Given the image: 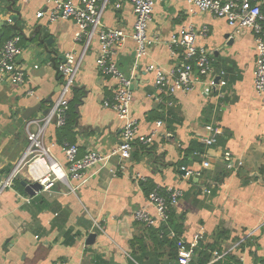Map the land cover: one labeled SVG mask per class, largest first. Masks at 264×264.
Masks as SVG:
<instances>
[{
  "label": "crops",
  "instance_id": "0c3cea01",
  "mask_svg": "<svg viewBox=\"0 0 264 264\" xmlns=\"http://www.w3.org/2000/svg\"><path fill=\"white\" fill-rule=\"evenodd\" d=\"M15 1L23 34L18 63L27 76L20 86H0V177L17 170L13 187L0 194V264H174L162 235L155 236L133 220V213L141 208L155 215L146 200L151 187L166 194L181 191L170 215L182 226L178 243L195 245L190 264H264V101L253 89V36L234 34L223 19L189 14L186 3L158 2L148 26L149 38L156 43L133 74L130 106L139 133L148 136L155 131L152 143L135 142L122 167L114 158L105 167L87 170L86 181L75 192L55 183L33 200L15 186L21 180H35L22 167L24 162L18 166L30 147L28 132L41 127L37 122L58 97L62 77L57 67L65 54L75 53L80 69L69 96L66 125L50 124L43 132V146L50 156L65 165L63 144L77 146L79 156L88 151L107 154L118 144L123 121L102 107L111 97L114 81L95 66L97 43L87 48L75 43L73 21L49 22L46 15L38 19L36 14L46 10L44 0ZM115 1L121 8L106 10L103 24L131 31L130 1L111 3ZM261 11L264 14V3ZM16 17L0 2V48L12 35L4 28ZM189 24L208 25V37L198 44L213 53L214 71L224 75L216 88L204 82L190 93L160 96L163 102L158 104L153 74L145 67L154 64L168 71L179 62L180 57H171L166 41ZM134 48L128 40L116 53L117 66L126 76H131ZM28 109L34 111L24 121L21 116ZM158 121L161 128L155 127ZM208 126L216 139L212 146L203 144ZM226 151L242 160L237 171L225 169ZM182 167L193 176L186 177ZM68 184L74 187L78 182ZM26 198L31 199L29 204ZM94 222L99 229L93 228ZM90 233H96L94 244L84 246ZM174 236L170 229L167 239Z\"/></svg>",
  "mask_w": 264,
  "mask_h": 264
},
{
  "label": "built area",
  "instance_id": "2783aa9c",
  "mask_svg": "<svg viewBox=\"0 0 264 264\" xmlns=\"http://www.w3.org/2000/svg\"><path fill=\"white\" fill-rule=\"evenodd\" d=\"M28 1V0H24ZM134 16L131 31L122 27H106L102 22L103 13L106 10L117 11L121 3L112 0H44L46 10L36 14L39 19L47 16L49 22L58 20L73 21L76 27L74 42L83 43L87 48L92 42L97 43L95 66L98 72L114 81L111 97L104 100L102 107L115 112L123 121L117 146L109 153L102 154L97 151H88L79 156L77 146L63 144L61 153L65 158V165L56 162L49 154L48 149L43 146V132L46 127L53 124L56 128H62L67 122L69 109V96L71 95L75 77L80 69V63L75 58V53H67L64 61L60 62L57 71L62 77V85L57 99L51 105L49 111L40 121L41 127L35 132H28L30 147L20 162L22 167H27L30 176L40 185L42 192H49L55 183H60L75 192L79 185L86 181V171L94 167H105L112 159L117 158V166L130 159V154L135 142L141 145L151 144L155 136L152 131L148 136L139 133L137 121L130 115V106L133 99L132 80L133 74L139 69V62L147 55L148 49L156 42L149 38L148 26L151 22L154 6L161 1L167 0H129ZM186 3L189 14H207L214 19H223L232 29L234 34L249 33L253 36L255 43V63L253 69V89L264 101V14L261 6L264 0H175ZM210 29L208 25L195 27L187 25L180 33H172L166 41L172 58L180 57L170 70L166 71L158 65H147L145 71L152 73L154 77L153 86L158 92L155 101L161 104L160 96L172 97L177 92L190 93L202 83L210 88H216L220 84V77L224 73L216 74L213 68V53L204 46L198 44L199 39L208 37ZM128 40L134 44V63L131 76L123 74L116 62V53L120 51ZM21 37L12 36L8 38L0 48V86L7 83L10 86H20L25 83L26 73L19 65L18 60L22 55ZM29 91L27 95L31 96ZM171 106L172 101L168 100ZM156 128L162 127V122L155 123ZM208 137L203 139L205 146L216 143L214 130L210 126L206 128ZM35 155L32 162L27 159ZM224 167L228 171H237L243 165L239 158L226 151L222 156ZM41 163V167H36ZM113 172V170H111ZM186 177L193 173L186 168H181ZM196 176H200L199 173ZM17 178V170L6 177H0V194L13 187ZM76 181L74 187L69 186V181ZM182 197L181 191H168L167 196L153 190L146 198L148 204L155 210V215L141 208L133 213V220L147 228L166 225L168 223L171 209L177 205ZM26 198V204L30 203ZM93 228L99 229L94 222ZM195 255V245L180 243L177 248L178 264H190ZM214 253V257H218ZM136 264V263H135Z\"/></svg>",
  "mask_w": 264,
  "mask_h": 264
},
{
  "label": "trees",
  "instance_id": "16d2710c",
  "mask_svg": "<svg viewBox=\"0 0 264 264\" xmlns=\"http://www.w3.org/2000/svg\"><path fill=\"white\" fill-rule=\"evenodd\" d=\"M0 2H2L5 6V10L8 13H14L16 14V20L9 26H7L6 28H4L5 33L8 34V32L10 34H13L14 36H20L21 39L23 38V34H22V27L20 25L21 20H20V15H19V9L17 7V3L15 0H0ZM147 181H144V183H142V187L145 189V187L147 186ZM18 189H22V187L20 186L19 182H16V185ZM153 187L149 188L148 191H146V195L148 197V195L152 192ZM160 192V190H158ZM161 195L163 196H167L168 193L166 194L165 192H160ZM39 198H33V200H38ZM152 230V232L156 235V233H159L162 235V240L167 243L170 247V254L172 256V260L174 262V264H178L177 262V248H178V239L181 235V229L182 226L179 225L177 222L173 221V217L170 215L168 223L166 226H162L161 229H153L150 228ZM170 229H172V231L175 233L174 238L170 241L167 239V234L170 232ZM221 235V234H218Z\"/></svg>",
  "mask_w": 264,
  "mask_h": 264
},
{
  "label": "water",
  "instance_id": "95a60500",
  "mask_svg": "<svg viewBox=\"0 0 264 264\" xmlns=\"http://www.w3.org/2000/svg\"><path fill=\"white\" fill-rule=\"evenodd\" d=\"M2 26H3V23L0 24V41H1L2 36H3ZM12 36H13V34L11 35V37ZM225 38H228V36L226 35ZM230 44H232V41H230L229 45ZM132 88H133V84H132ZM33 111H34L33 109L26 110L23 113V115L21 116L22 120H24V121L29 120L31 115L33 114ZM38 114H39V110L37 111V115ZM39 116L40 115H38V117ZM20 186L23 188L24 193L30 198L35 197L36 194H38L42 190L41 185L37 181L28 182L26 180H21ZM95 238H96V233H90L85 240L84 246L93 245Z\"/></svg>",
  "mask_w": 264,
  "mask_h": 264
},
{
  "label": "rangeland",
  "instance_id": "374dc122",
  "mask_svg": "<svg viewBox=\"0 0 264 264\" xmlns=\"http://www.w3.org/2000/svg\"><path fill=\"white\" fill-rule=\"evenodd\" d=\"M34 158H35V155L30 156V157L27 159V163L32 162V161L34 160Z\"/></svg>",
  "mask_w": 264,
  "mask_h": 264
},
{
  "label": "bare ground",
  "instance_id": "6f19581e",
  "mask_svg": "<svg viewBox=\"0 0 264 264\" xmlns=\"http://www.w3.org/2000/svg\"><path fill=\"white\" fill-rule=\"evenodd\" d=\"M41 165H42L41 163H38L36 167H38V168H39V167H41Z\"/></svg>",
  "mask_w": 264,
  "mask_h": 264
}]
</instances>
